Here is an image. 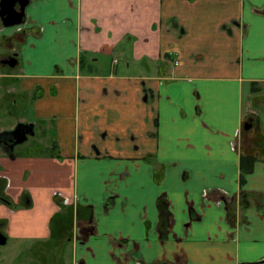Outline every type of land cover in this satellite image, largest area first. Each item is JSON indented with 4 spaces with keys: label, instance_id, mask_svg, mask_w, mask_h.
Segmentation results:
<instances>
[{
    "label": "crops",
    "instance_id": "crops-1",
    "mask_svg": "<svg viewBox=\"0 0 264 264\" xmlns=\"http://www.w3.org/2000/svg\"><path fill=\"white\" fill-rule=\"evenodd\" d=\"M25 13L0 20V264H264V209L240 198L264 195V0Z\"/></svg>",
    "mask_w": 264,
    "mask_h": 264
},
{
    "label": "water",
    "instance_id": "water-1",
    "mask_svg": "<svg viewBox=\"0 0 264 264\" xmlns=\"http://www.w3.org/2000/svg\"><path fill=\"white\" fill-rule=\"evenodd\" d=\"M30 1L31 0H0V20L4 27L10 28L22 25L26 15V8L30 4ZM17 63L15 58L2 61L3 65L9 67H15ZM17 132H19V130ZM21 136H23L21 141L25 140L26 132H21ZM5 243V237L0 234V245Z\"/></svg>",
    "mask_w": 264,
    "mask_h": 264
},
{
    "label": "trees",
    "instance_id": "trees-1",
    "mask_svg": "<svg viewBox=\"0 0 264 264\" xmlns=\"http://www.w3.org/2000/svg\"><path fill=\"white\" fill-rule=\"evenodd\" d=\"M56 150V149H55ZM54 150V151H55ZM257 161V158L253 155H242L241 156V184L245 181V176L247 174H250L253 171L255 162ZM241 198V205L244 207L250 206V198H255L257 205L264 209V195L259 193H247L245 191H241L240 193ZM3 202L6 204L12 205L10 201H8L6 198L2 199Z\"/></svg>",
    "mask_w": 264,
    "mask_h": 264
},
{
    "label": "rangeland",
    "instance_id": "rangeland-1",
    "mask_svg": "<svg viewBox=\"0 0 264 264\" xmlns=\"http://www.w3.org/2000/svg\"><path fill=\"white\" fill-rule=\"evenodd\" d=\"M247 94V93H246ZM258 119L261 121L262 125L261 127L263 128L264 130V110L263 111H259L258 113ZM19 132H17L18 134ZM28 135H26V138H27ZM42 135H40L39 133H37L36 135H30L28 136V144H31L35 138H40ZM25 138V140H26ZM23 139V136H20L17 138V142L18 143H22L24 142L25 140L21 141ZM1 247H5V246H0V249H2ZM50 254L46 253V254H41V253H36V255H34V258L36 259V262L32 263V264H45V263H48L47 260L49 259V256ZM28 255L27 253L25 254H22L21 256V259H17L15 261V263L17 264H28V261H29V258L27 259ZM65 261H66V264H70V261H72V254L71 252L69 251V254L66 253L65 255Z\"/></svg>",
    "mask_w": 264,
    "mask_h": 264
},
{
    "label": "flooded vegetation",
    "instance_id": "flooded-vegetation-1",
    "mask_svg": "<svg viewBox=\"0 0 264 264\" xmlns=\"http://www.w3.org/2000/svg\"><path fill=\"white\" fill-rule=\"evenodd\" d=\"M6 140H11V138L8 137V138H6Z\"/></svg>",
    "mask_w": 264,
    "mask_h": 264
}]
</instances>
